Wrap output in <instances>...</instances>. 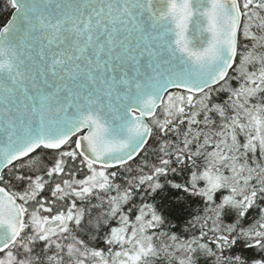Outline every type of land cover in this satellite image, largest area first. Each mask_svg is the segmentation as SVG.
Instances as JSON below:
<instances>
[{"label":"snow or ice","instance_id":"6c2138e0","mask_svg":"<svg viewBox=\"0 0 264 264\" xmlns=\"http://www.w3.org/2000/svg\"><path fill=\"white\" fill-rule=\"evenodd\" d=\"M0 264H264V0H0Z\"/></svg>","mask_w":264,"mask_h":264}]
</instances>
